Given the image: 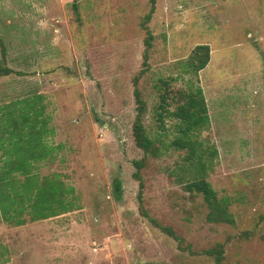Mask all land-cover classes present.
I'll return each mask as SVG.
<instances>
[{
  "label": "rangeland",
  "instance_id": "374dc122",
  "mask_svg": "<svg viewBox=\"0 0 264 264\" xmlns=\"http://www.w3.org/2000/svg\"><path fill=\"white\" fill-rule=\"evenodd\" d=\"M71 3L0 0V66L14 72L0 77V170L20 162L39 177L57 174L76 201L71 212L19 227L0 205V264H214L179 244L199 252L218 242L225 264H264V0H155L138 88L144 127L166 150L148 155L140 172L148 217L132 177V161L144 157L132 136V79L143 69L148 0H78L76 11ZM198 45L210 59L195 78L185 64ZM160 81L172 91L201 88L206 178L229 200L234 225L207 223L201 197L183 189L190 176L187 151L172 147L177 123L155 120ZM37 126L54 130L48 146L23 140ZM39 147L49 149L43 165L33 157Z\"/></svg>",
  "mask_w": 264,
  "mask_h": 264
},
{
  "label": "trees",
  "instance_id": "16d2710c",
  "mask_svg": "<svg viewBox=\"0 0 264 264\" xmlns=\"http://www.w3.org/2000/svg\"><path fill=\"white\" fill-rule=\"evenodd\" d=\"M77 2L78 0H72L71 3L75 11L77 10ZM154 9L155 0H148V10L141 21V27L145 32L142 54L143 69L132 79V93L135 102L132 136L135 146L144 155L142 159L132 161L135 169L132 177L138 182L139 191L137 199L144 217L148 216L141 207L143 183L140 172L146 166L148 155L158 157L166 150L162 147L155 146V139L150 137L144 127L143 120L146 113V102L138 88L139 80L146 73L149 51L152 48L153 37L147 24L152 18ZM209 59V47L207 45H198L192 50L185 67L197 78L198 73L208 65ZM13 73L6 66H0V77ZM15 74L21 75V73ZM160 83L161 86L157 94L158 104L155 110V120L157 123H162L164 118H169L177 123L175 126L180 137L173 141L172 147L177 150L187 151L185 160L188 163V175L190 176L189 180L184 183L183 189L189 194L201 197L202 203L207 208L205 217L207 223L234 225V219L229 210V200L224 197H218L206 178V170L211 164V160H207V163L203 160L202 156L205 150H203L202 143L198 140V137L200 132L209 128L210 124L208 109L201 88L197 86L194 89H188V91H172L167 81H160ZM34 97L40 98L41 95H35ZM37 127L45 128L43 126ZM35 128L29 130L31 131ZM24 136H28L29 141L33 137H39L37 133L24 134ZM208 153L209 157L217 154L215 150L212 152L208 151ZM14 166L17 169L14 168L8 173H5L3 169L0 170V205L2 217L8 225L19 227L25 225L27 222L33 223L47 220L74 210L76 201L73 195V189L69 188L67 190L59 175L53 174L51 176L39 177L32 171V168H27V165L19 162ZM16 176L21 178L17 179L15 178ZM113 191L115 198L119 200L122 193L119 180L114 181ZM149 220L161 232L178 242H182V239L170 228L162 227L153 220ZM238 238L248 239L249 233L242 232L238 235ZM179 245L182 251H186L191 255H202L212 259L214 264H225V243L223 242H218L212 247L199 252L193 251L189 245L182 247L181 244Z\"/></svg>",
  "mask_w": 264,
  "mask_h": 264
},
{
  "label": "crops",
  "instance_id": "0c3cea01",
  "mask_svg": "<svg viewBox=\"0 0 264 264\" xmlns=\"http://www.w3.org/2000/svg\"><path fill=\"white\" fill-rule=\"evenodd\" d=\"M29 133H32V134L37 133L39 135V137H37V138L36 137H33L31 139V141H36V139H38V141L41 144H43V145H46V143H47L46 146H48L49 143H51V141H53V138L52 137L54 135V130H52L50 128H40V127H37V128H35V129L31 130V131L29 129L25 128L21 132V134H23V135L24 134H29ZM46 135H48V136H46ZM44 136H46V137H44ZM23 140L29 141L30 139L27 138V137H23ZM47 140H48V142H47ZM48 150L49 149L39 148L38 152H35L33 154L34 160L36 162H39V164H42V165L44 163H46V159H48V157H50V154H49V151ZM0 163H1V161H0ZM34 163H33V165H34ZM4 254H5V256H3V252H0V263H3L4 261L7 260V259H5L6 252H4ZM3 257H4V259H3Z\"/></svg>",
  "mask_w": 264,
  "mask_h": 264
}]
</instances>
